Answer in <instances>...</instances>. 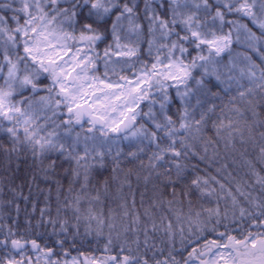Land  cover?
<instances>
[{
    "label": "snow or ice",
    "instance_id": "6c2138e0",
    "mask_svg": "<svg viewBox=\"0 0 264 264\" xmlns=\"http://www.w3.org/2000/svg\"><path fill=\"white\" fill-rule=\"evenodd\" d=\"M0 264H264V0H0Z\"/></svg>",
    "mask_w": 264,
    "mask_h": 264
}]
</instances>
